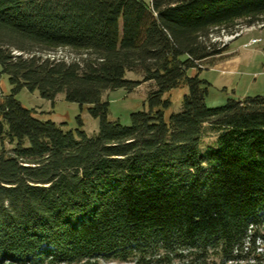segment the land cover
<instances>
[{"label": "trees", "instance_id": "trees-1", "mask_svg": "<svg viewBox=\"0 0 264 264\" xmlns=\"http://www.w3.org/2000/svg\"><path fill=\"white\" fill-rule=\"evenodd\" d=\"M260 16L264 0H0V264H264V95L209 106L200 77L210 30ZM59 47L84 56L43 54ZM147 81L148 109L109 120L103 92ZM22 87L89 104L97 133L41 119Z\"/></svg>", "mask_w": 264, "mask_h": 264}, {"label": "rangeland", "instance_id": "rangeland-1", "mask_svg": "<svg viewBox=\"0 0 264 264\" xmlns=\"http://www.w3.org/2000/svg\"><path fill=\"white\" fill-rule=\"evenodd\" d=\"M145 1L147 3L151 2V0ZM262 25H264V16L253 20L240 18L227 26L214 27L208 33V43H211L215 48L222 49L220 53L214 54L201 62L200 77L205 78L211 84L206 98L209 106L222 105L228 97L240 98L247 95H264V26ZM235 36L237 37L232 40ZM252 38H258L259 41L248 44ZM43 54L63 58L66 61L76 60L84 56V53L63 47L45 51ZM226 62L230 63L236 72H223L222 67H225ZM189 72L195 73V70L192 69ZM125 77L132 80L142 79L140 74L133 71H126ZM13 87L9 76L1 72L0 67V104L13 94ZM154 87L153 81H147L141 82L132 91H127L124 88L104 91L102 100H108L109 102L108 119L111 121L118 120L123 125H129L132 112L148 109L147 94ZM186 92L187 87L179 85L164 93L163 97H168L171 101L170 107L164 109L165 121H168L172 112L180 110L182 96ZM14 97L23 106L33 108L41 119L54 121L63 130L75 131L81 129L88 137L95 135L98 131L99 120L89 113L88 108L90 105H80L77 102L68 101L65 99L64 92L57 93L52 101L42 98L37 90L29 91L26 87H22L14 93ZM216 130V127L205 125L202 132L203 146L215 142ZM5 145L9 147L7 143ZM262 233H264V227H262ZM256 245L258 246L257 251L264 253V240H256ZM99 264L132 263L104 258L100 260ZM240 264L247 263L242 260Z\"/></svg>", "mask_w": 264, "mask_h": 264}, {"label": "crops", "instance_id": "crops-1", "mask_svg": "<svg viewBox=\"0 0 264 264\" xmlns=\"http://www.w3.org/2000/svg\"><path fill=\"white\" fill-rule=\"evenodd\" d=\"M245 43V42H244ZM225 67H222V71L223 72H225V73H233V72H236L235 70H234V67L230 64V63H225V65H224ZM203 68H205V67H203ZM194 72H190V74H193ZM208 94H209V92H208ZM208 96V95H207ZM241 98V97H240ZM208 104V103H207Z\"/></svg>", "mask_w": 264, "mask_h": 264}, {"label": "built area", "instance_id": "built-area-1", "mask_svg": "<svg viewBox=\"0 0 264 264\" xmlns=\"http://www.w3.org/2000/svg\"><path fill=\"white\" fill-rule=\"evenodd\" d=\"M236 37H237V36L233 37L232 40H233L234 38H236ZM258 41H259L258 38H252V39L249 41L248 44H253V43H256V42H258ZM248 44H247V45H248Z\"/></svg>", "mask_w": 264, "mask_h": 264}, {"label": "bare ground", "instance_id": "bare-ground-1", "mask_svg": "<svg viewBox=\"0 0 264 264\" xmlns=\"http://www.w3.org/2000/svg\"><path fill=\"white\" fill-rule=\"evenodd\" d=\"M262 26H264V25H262ZM234 33V32H233ZM238 34V33H237ZM231 35V34H230ZM229 37V36H228ZM229 41V40H228ZM224 43V42H223ZM225 44V43H224Z\"/></svg>", "mask_w": 264, "mask_h": 264}]
</instances>
